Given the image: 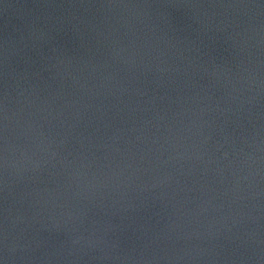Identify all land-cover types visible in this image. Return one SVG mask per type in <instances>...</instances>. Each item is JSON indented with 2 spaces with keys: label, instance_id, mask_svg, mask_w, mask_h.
<instances>
[{
  "label": "water",
  "instance_id": "water-1",
  "mask_svg": "<svg viewBox=\"0 0 264 264\" xmlns=\"http://www.w3.org/2000/svg\"><path fill=\"white\" fill-rule=\"evenodd\" d=\"M0 264H264V0H0Z\"/></svg>",
  "mask_w": 264,
  "mask_h": 264
}]
</instances>
